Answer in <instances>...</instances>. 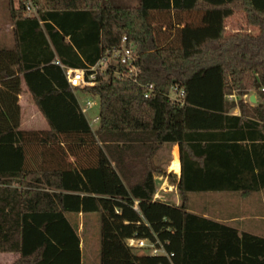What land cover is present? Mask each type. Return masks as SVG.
I'll return each instance as SVG.
<instances>
[{
    "label": "trees",
    "instance_id": "trees-1",
    "mask_svg": "<svg viewBox=\"0 0 264 264\" xmlns=\"http://www.w3.org/2000/svg\"><path fill=\"white\" fill-rule=\"evenodd\" d=\"M33 1L37 16L26 18L22 0H0L16 41L15 49L0 50V254H18L13 264H85L77 220L92 215L99 221L97 264L264 259L263 239L239 238L230 227L188 213L182 183L178 207L151 202L159 171L151 160L161 145L177 144L182 153L185 143L225 142L233 154L236 141L246 138L243 131L258 143L254 180L264 190V107L244 100L264 87V8L255 0ZM186 13L218 14L221 21L213 34L187 43ZM238 13L257 34L229 32L224 20ZM123 37L135 45L136 82L118 77L123 68L111 62L85 88L99 98L95 130L69 103L65 113L77 118L75 124L54 120L44 103L71 90L55 58L87 70ZM22 82L48 130L21 129ZM149 84L154 90L144 98ZM173 87L183 90L174 100ZM233 94L237 101L228 99ZM236 108L239 116H232ZM135 201L141 214L132 208ZM154 237L167 257L138 255L126 244ZM245 244L262 253L248 258Z\"/></svg>",
    "mask_w": 264,
    "mask_h": 264
},
{
    "label": "crops",
    "instance_id": "crops-1",
    "mask_svg": "<svg viewBox=\"0 0 264 264\" xmlns=\"http://www.w3.org/2000/svg\"><path fill=\"white\" fill-rule=\"evenodd\" d=\"M2 12L8 13V8L2 7ZM9 35L12 37H8ZM15 46L14 25L10 19V23L0 24V50H13ZM55 61L64 68L76 69L63 65L57 57L53 63ZM82 62L85 61L82 59ZM22 89L23 92L18 96L17 103L21 109V129L48 130L45 117L30 101L23 82ZM87 97L96 96L86 92L85 89L71 88L69 93L62 92L58 98H49L44 105L53 113L51 114L58 123L73 125L77 118L72 114L66 116L65 106L69 103L82 113L81 109L85 107L87 101H90ZM94 107L93 102L91 108L86 113H82L88 123L89 119H98V114L88 116ZM231 115L239 116V109L233 110ZM92 123L97 125L98 121ZM240 135H245L246 138L236 141L237 147L233 150V154H228L227 151L230 150L226 149L225 142L185 143L182 153L177 144L161 145L151 160L152 166L159 170L153 173L155 192L151 202H173L171 205H163L178 207L181 199L177 186L182 183V188L187 192L185 207L188 213L230 227L236 231L239 238L248 235L264 240V190L257 188L254 180L258 175L256 164L259 148L257 146L254 150L253 147L258 143H252L248 138L250 134L246 131L241 132ZM227 160L230 162L227 163ZM175 164H178L177 171L172 168ZM247 191L249 193H242ZM81 216L79 215V218ZM245 247L246 255L249 253L248 258L253 259L254 254L262 253V250L254 244L253 246L245 244ZM242 256L241 253V258ZM10 257L13 259L12 264L19 259L18 254H0V260L3 261H8ZM256 257L257 264L264 261L261 255Z\"/></svg>",
    "mask_w": 264,
    "mask_h": 264
},
{
    "label": "built area",
    "instance_id": "built-area-1",
    "mask_svg": "<svg viewBox=\"0 0 264 264\" xmlns=\"http://www.w3.org/2000/svg\"><path fill=\"white\" fill-rule=\"evenodd\" d=\"M24 2V10H25V17L31 18L37 16V6L35 5L33 0H22ZM137 53L135 49V45L132 42H129L126 37L121 39L120 46L118 48L113 49L112 51L106 52L104 56L98 61V63L88 68L87 70H77V69H69L64 68L58 62H54L58 65L64 72L65 78L67 80L68 85L72 89H85L86 87L94 86V78L95 73L100 72L103 73L106 71L107 67L111 62H115L120 67L123 68L122 73H117L118 77H126L132 79L136 82V77L138 76V67L136 65L137 62ZM86 72H91V74L86 78ZM154 87L153 85H145L143 86V93L144 98H148L151 93L153 92ZM183 95V90L178 88H171L170 91V98L172 100L179 98ZM251 98H254V102H251ZM229 100L237 101L236 95H229ZM246 103L250 104L251 106H257L261 104L264 107V87H262L258 93H250L244 97ZM92 103L87 101L85 103V107L81 109L82 113H86L88 109H90ZM98 119H94L93 122L96 123ZM263 130H264V117L259 121ZM157 198H162L160 196H156ZM155 203V202H153ZM132 208L134 211L141 214L139 208V202H133ZM148 226V225H147ZM126 244L129 248L133 250H142L143 255L151 256V257H159V256H166L165 250L162 244L158 241L156 237H154L153 241L148 239H128Z\"/></svg>",
    "mask_w": 264,
    "mask_h": 264
},
{
    "label": "rangeland",
    "instance_id": "rangeland-1",
    "mask_svg": "<svg viewBox=\"0 0 264 264\" xmlns=\"http://www.w3.org/2000/svg\"><path fill=\"white\" fill-rule=\"evenodd\" d=\"M127 2H131V0H124ZM210 1V0H209ZM217 2L223 1V0H215ZM256 4L259 7L264 8V0H255ZM130 4H134L131 2ZM4 3L0 2V24H8L10 23V16L9 13H3L2 7L4 8ZM221 21V17L218 14H211V15H205L202 13H186L184 15V23L182 27L186 26L188 30H186V37L187 39L185 42L188 43V40L190 38H201L205 35L213 34L216 30V26ZM224 24L226 28L229 30V32H236L239 30H243L244 32L250 33V34H257L258 29L254 27H245L244 26V18L241 14H234L232 16L227 17L224 20ZM12 37V35L8 36ZM253 92H248L247 94H250ZM237 97V96H236ZM88 100L95 103V107L88 113V116L91 117L93 114H98L99 112V98L96 96L95 98L87 97ZM238 100V97H237ZM93 120L89 119V125L92 130H95L96 125H94ZM158 206H162L163 204H173V202H155ZM160 204V205H159ZM78 228L77 232L79 235V238L81 240V248L83 252V259L85 264H97L98 261V252H99V236H98V228H99V221L96 216H87L83 217L81 216L78 218ZM135 254L143 255L142 250H133ZM13 259L10 257L8 261L0 260V264H12Z\"/></svg>",
    "mask_w": 264,
    "mask_h": 264
},
{
    "label": "water",
    "instance_id": "water-1",
    "mask_svg": "<svg viewBox=\"0 0 264 264\" xmlns=\"http://www.w3.org/2000/svg\"><path fill=\"white\" fill-rule=\"evenodd\" d=\"M251 102H254V98H251V100H250Z\"/></svg>",
    "mask_w": 264,
    "mask_h": 264
}]
</instances>
